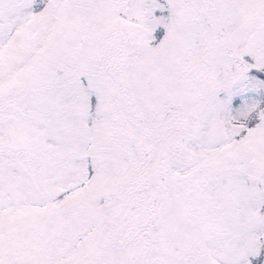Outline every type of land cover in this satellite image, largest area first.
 <instances>
[{
	"label": "rangeland",
	"instance_id": "374dc122",
	"mask_svg": "<svg viewBox=\"0 0 264 264\" xmlns=\"http://www.w3.org/2000/svg\"><path fill=\"white\" fill-rule=\"evenodd\" d=\"M264 0H0V264H264Z\"/></svg>",
	"mask_w": 264,
	"mask_h": 264
}]
</instances>
